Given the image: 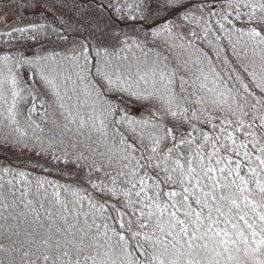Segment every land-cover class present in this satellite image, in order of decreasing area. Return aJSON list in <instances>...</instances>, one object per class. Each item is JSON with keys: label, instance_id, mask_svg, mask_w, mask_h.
<instances>
[{"label": "snow or ice", "instance_id": "1", "mask_svg": "<svg viewBox=\"0 0 264 264\" xmlns=\"http://www.w3.org/2000/svg\"><path fill=\"white\" fill-rule=\"evenodd\" d=\"M101 7L151 31L0 55V144L62 177L0 167V264H264V0Z\"/></svg>", "mask_w": 264, "mask_h": 264}, {"label": "trees", "instance_id": "2", "mask_svg": "<svg viewBox=\"0 0 264 264\" xmlns=\"http://www.w3.org/2000/svg\"><path fill=\"white\" fill-rule=\"evenodd\" d=\"M15 2L16 0H13V3ZM152 2L155 3V0H152ZM27 3L30 6L23 11L13 8L4 9L0 6V12H3L8 18V25L4 30L0 31V34L6 32L10 26L24 27L32 23H46L66 35L68 40L59 41L53 36L52 42L44 39L34 43L24 40L18 33H13L11 38L6 35H0V55L4 54V52L15 54L17 51H23L26 55L31 56L36 52L43 53L44 50L51 51L53 49L64 52L71 47L73 41L86 38L89 42L96 43L101 40L102 36L103 41L108 44H115L117 41L113 37L114 32L136 35L144 31H151V21L147 25L138 24L126 19H120L112 9L102 8L101 4L106 6L108 0H27ZM160 15L163 17L164 13L161 12ZM20 16H23V20L19 19ZM171 18L176 19L175 16ZM96 20H105L110 32L111 30L113 31L111 35L107 31L102 34L100 31H96L93 26H87V22L97 25ZM6 40L8 41V46L4 44ZM22 87L36 88L40 86L34 83L32 74L25 71L22 72ZM41 98L44 99L46 97L41 95ZM138 108V104L130 102L129 109L134 114L139 115V112L136 111ZM33 165L38 166L33 167ZM0 167L26 170L33 175L39 174L43 167H50L53 171L49 178L62 179L55 172L57 165L54 162H50V158L36 156L34 153L27 151L21 153L10 144L7 146L0 144ZM59 167H64V165L61 164Z\"/></svg>", "mask_w": 264, "mask_h": 264}, {"label": "rangeland", "instance_id": "3", "mask_svg": "<svg viewBox=\"0 0 264 264\" xmlns=\"http://www.w3.org/2000/svg\"><path fill=\"white\" fill-rule=\"evenodd\" d=\"M76 5H79V4H76ZM96 15V14H95ZM93 19H94V17H93ZM96 23L100 26V28H103L104 29V32L105 31H107V32H109L110 33V35H111V32H113L112 30H111V32H110V28H109V26H108V24L106 23V21L105 20H101V21H98V20H96ZM87 24V26L88 27H94L95 28V24H93V23H90V22H87L86 23ZM6 26L7 25H5L4 23H3V21H0V31H2V30H4L5 28H6ZM104 43H107L106 41H103ZM108 44V43H107Z\"/></svg>", "mask_w": 264, "mask_h": 264}]
</instances>
